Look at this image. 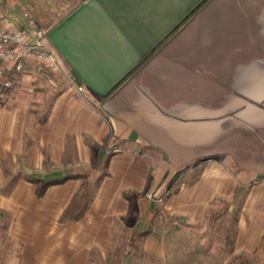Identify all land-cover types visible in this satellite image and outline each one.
<instances>
[{"label": "crops", "instance_id": "crops-1", "mask_svg": "<svg viewBox=\"0 0 264 264\" xmlns=\"http://www.w3.org/2000/svg\"><path fill=\"white\" fill-rule=\"evenodd\" d=\"M24 12L60 73L87 89L25 67L0 106V181L1 160L20 162L26 149L38 167L99 182L83 216L63 223L81 178L41 196L23 179L0 193L12 216L0 264H12L10 236L22 242L18 264H97L89 250H106L111 225L102 200H125L111 211L126 213L123 192L157 196L183 169L165 209L192 222L214 200H241L233 250L264 264V0H2L0 22L30 27ZM49 91L37 120L33 100Z\"/></svg>", "mask_w": 264, "mask_h": 264}, {"label": "rangeland", "instance_id": "rangeland-1", "mask_svg": "<svg viewBox=\"0 0 264 264\" xmlns=\"http://www.w3.org/2000/svg\"><path fill=\"white\" fill-rule=\"evenodd\" d=\"M34 69L42 71L49 84H57V79L62 82H70L64 73L52 72L35 65ZM19 82L20 79L15 87ZM52 93L53 91L39 93L33 100L32 108L37 110L35 119L42 120L46 115ZM106 148L109 146L106 145ZM19 161L13 163L1 160L3 179L0 181V193L9 194L15 183L19 179H23L31 182L36 187L37 196H41L51 183H60L68 178H81L84 180L83 186L72 195L67 207L62 211L59 221L63 223L78 220L90 207L96 192V185L99 182L98 175L92 181L88 179L91 175L90 172L85 170L79 173L49 171L51 167L49 164H45L43 167L34 165V161L26 149L23 151V158ZM101 165L100 176L104 173L103 169L105 168L103 163ZM185 170L177 171L165 192H161L157 196L152 187L144 191L142 195L144 200H139L141 196L139 198L132 191L123 192L129 199L127 200L129 207L126 213L112 212L113 207L119 206V202L125 200H102L107 217L111 219L109 241L103 252L91 247L88 254L89 259L97 264H256L253 255L233 250L235 221L241 200L223 198L214 200L207 208L204 217L192 222L181 220L165 209V195H170L176 190L175 180L182 179ZM148 177L149 183L152 184L154 178L152 169ZM191 179L189 177L187 180ZM134 196L138 200H135ZM154 210L155 212H153ZM80 213L78 219H71ZM11 217V213L0 210V235L7 234L5 230L8 229ZM146 226L148 227L146 234L140 233L137 238H132L133 231ZM5 239H7L5 244L13 256L12 264H18L22 242L11 236L10 238L5 237Z\"/></svg>", "mask_w": 264, "mask_h": 264}, {"label": "built area", "instance_id": "built-area-1", "mask_svg": "<svg viewBox=\"0 0 264 264\" xmlns=\"http://www.w3.org/2000/svg\"><path fill=\"white\" fill-rule=\"evenodd\" d=\"M23 16L28 18L32 27L0 22V104L7 99L29 63L60 72L56 54L43 41L46 31L26 12ZM67 77L78 91H83V86L76 84L71 74Z\"/></svg>", "mask_w": 264, "mask_h": 264}, {"label": "trees", "instance_id": "trees-1", "mask_svg": "<svg viewBox=\"0 0 264 264\" xmlns=\"http://www.w3.org/2000/svg\"><path fill=\"white\" fill-rule=\"evenodd\" d=\"M156 49V47L152 50V51H154ZM152 53V52H151ZM132 71V70H131ZM131 72H129V74H130ZM71 74V76L73 77V80H74V82L76 83V84H81V82H80V80H79V78H78V76L75 74V73H70ZM129 74H127L126 76H128ZM126 76L125 77H123L122 79H124V78H126ZM87 88H84L83 87V90H86ZM126 193H124V195H125ZM169 197V195L167 194V195H165V199H167ZM135 200L137 199L138 200V198H135V196L133 197ZM139 200H144L142 197H141V199H139ZM153 212H155V210L153 211ZM82 213V212H81ZM81 213L80 214H76V216L75 217H69V218H71V219H78V217L81 215ZM148 232V227L146 226L145 228H143V229H139V230H135V231H133L131 234H133L134 236L132 237V238H137L138 236H140V233H142V234H146ZM131 242H133V240H131Z\"/></svg>", "mask_w": 264, "mask_h": 264}]
</instances>
